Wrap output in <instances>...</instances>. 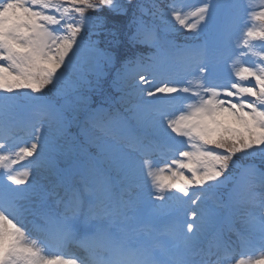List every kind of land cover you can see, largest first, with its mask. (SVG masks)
I'll return each mask as SVG.
<instances>
[{"label":"snow or ice","instance_id":"6c2138e0","mask_svg":"<svg viewBox=\"0 0 264 264\" xmlns=\"http://www.w3.org/2000/svg\"><path fill=\"white\" fill-rule=\"evenodd\" d=\"M0 264H264V3L0 0Z\"/></svg>","mask_w":264,"mask_h":264},{"label":"rangeland","instance_id":"374dc122","mask_svg":"<svg viewBox=\"0 0 264 264\" xmlns=\"http://www.w3.org/2000/svg\"><path fill=\"white\" fill-rule=\"evenodd\" d=\"M147 2L145 1V3H147ZM155 2L159 6L163 7V3H161L159 0L158 1L155 0ZM201 2H202V0H185V2H178V0H177V1L172 2V4H181V5H184V6L188 7V8H194L195 6H198ZM249 2L252 3L255 6V5H259L260 3H264V0H249ZM161 9L162 10H166L167 8H161ZM107 23L110 24L109 25V31H115L119 35H120L121 32L127 33L128 28L130 27L129 21L127 19H125V18H112V19H109L107 21ZM94 39H97L99 43L101 42V39H102V41L104 42L103 45H102L103 48H108V45L110 46L111 45V41H112L111 37H107L106 35L102 36L100 34L98 36H94ZM183 39H184V37H180V40L183 41ZM257 46H258V43H257ZM109 69L110 68L106 69V75H107ZM107 99H109V98H107ZM83 113L84 112L77 113V116H78L77 122L73 123L72 127L74 129H77L78 127L81 128L82 133L85 134V131H84L85 130V123L83 122V120L85 121V113H84V115L82 117ZM80 118L82 120H80ZM69 147L70 148H74L73 145H71V144H69ZM71 160H72V156L69 155V157L67 159H61L60 162H62V164L64 166H67L71 162ZM42 176H43V174H42Z\"/></svg>","mask_w":264,"mask_h":264}]
</instances>
